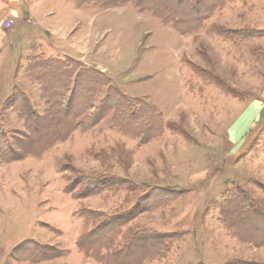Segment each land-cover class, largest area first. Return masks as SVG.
Instances as JSON below:
<instances>
[{"label": "rangeland", "instance_id": "1", "mask_svg": "<svg viewBox=\"0 0 264 264\" xmlns=\"http://www.w3.org/2000/svg\"><path fill=\"white\" fill-rule=\"evenodd\" d=\"M118 262L264 264V0H0V264Z\"/></svg>", "mask_w": 264, "mask_h": 264}, {"label": "trees", "instance_id": "2", "mask_svg": "<svg viewBox=\"0 0 264 264\" xmlns=\"http://www.w3.org/2000/svg\"><path fill=\"white\" fill-rule=\"evenodd\" d=\"M143 2H145L146 0H142ZM180 2H186L187 0H178ZM145 6L144 7H139V11L140 12H144L146 9ZM152 15L156 16L153 12H151ZM157 17V16H156ZM43 75V74H42ZM41 75V76H42ZM113 106L116 107L115 103H111V101H109L107 98L103 99L100 104L95 107V112H94V117L95 119H100V115L102 116L104 114L105 111L110 110ZM65 112V110H63ZM101 111V114H99V112ZM88 195V194H87ZM89 242H94V238L92 240H90ZM88 244V243H87ZM154 247V246H153ZM119 264V262H118Z\"/></svg>", "mask_w": 264, "mask_h": 264}]
</instances>
